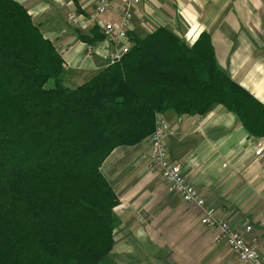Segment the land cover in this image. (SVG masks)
I'll return each instance as SVG.
<instances>
[{
    "label": "trees",
    "instance_id": "trees-1",
    "mask_svg": "<svg viewBox=\"0 0 264 264\" xmlns=\"http://www.w3.org/2000/svg\"><path fill=\"white\" fill-rule=\"evenodd\" d=\"M129 38L119 60L68 86L56 45L20 2L0 0V264H102L118 197L101 163L169 108L219 103L264 136V103L218 65L208 33Z\"/></svg>",
    "mask_w": 264,
    "mask_h": 264
},
{
    "label": "crops",
    "instance_id": "crops-1",
    "mask_svg": "<svg viewBox=\"0 0 264 264\" xmlns=\"http://www.w3.org/2000/svg\"><path fill=\"white\" fill-rule=\"evenodd\" d=\"M17 1L62 54L66 85L76 86L109 64L106 52L114 46L100 26L121 22L122 0H111L103 13L95 12L97 0ZM69 13L83 14L89 23L75 26ZM130 13L129 34L145 36L162 26L191 45L208 33L218 65L264 103V0H138ZM158 115L173 129L164 140L170 159L181 163L217 215L264 253V178L251 146L257 136L219 103L200 114L169 108ZM148 150L146 137L115 147L101 163L118 197L113 244L102 264H245L200 222L199 207L166 192L161 174L146 167Z\"/></svg>",
    "mask_w": 264,
    "mask_h": 264
},
{
    "label": "built area",
    "instance_id": "built-area-1",
    "mask_svg": "<svg viewBox=\"0 0 264 264\" xmlns=\"http://www.w3.org/2000/svg\"><path fill=\"white\" fill-rule=\"evenodd\" d=\"M138 0H122L118 5L121 15L120 23L107 21L101 24L100 29L114 49L106 52L109 62L119 60L131 47L128 34V24L131 18L130 7ZM112 6L111 0H97L95 12L103 13ZM68 20L75 26L84 27L89 18L83 14L69 13ZM173 133L170 124L157 115L155 126L150 133L149 150L143 155L146 158V167L157 170L164 180L166 192L169 195H178L185 202L199 207L202 210L200 222L216 230L215 239L225 240L231 251L245 264H264V253H260L254 243L245 240L242 230L232 227L222 216L217 215V209L209 204L201 191L191 184L182 172V165L170 159L164 140ZM251 146L255 157L261 160L262 177L264 178V136L254 137ZM250 230V225L245 231Z\"/></svg>",
    "mask_w": 264,
    "mask_h": 264
}]
</instances>
